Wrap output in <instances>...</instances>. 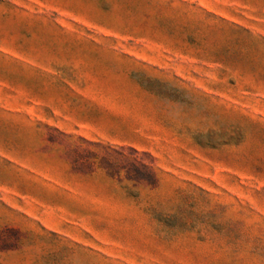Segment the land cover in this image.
<instances>
[{"label": "rangeland", "instance_id": "1", "mask_svg": "<svg viewBox=\"0 0 264 264\" xmlns=\"http://www.w3.org/2000/svg\"><path fill=\"white\" fill-rule=\"evenodd\" d=\"M0 264H264V0H0Z\"/></svg>", "mask_w": 264, "mask_h": 264}]
</instances>
